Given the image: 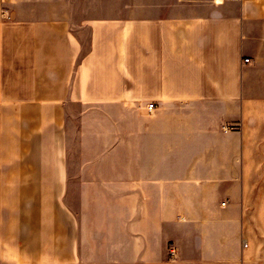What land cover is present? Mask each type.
I'll return each instance as SVG.
<instances>
[{
	"label": "crops",
	"instance_id": "0c3cea01",
	"mask_svg": "<svg viewBox=\"0 0 264 264\" xmlns=\"http://www.w3.org/2000/svg\"><path fill=\"white\" fill-rule=\"evenodd\" d=\"M0 264H264V0H0Z\"/></svg>",
	"mask_w": 264,
	"mask_h": 264
},
{
	"label": "rangeland",
	"instance_id": "374dc122",
	"mask_svg": "<svg viewBox=\"0 0 264 264\" xmlns=\"http://www.w3.org/2000/svg\"><path fill=\"white\" fill-rule=\"evenodd\" d=\"M76 104H77V102H74L73 103L74 107H73L72 103H69V105H72L71 107L73 108V111L70 114H68V117L70 118V120L72 122H77L76 121V116H75V115L78 114L77 111H76L77 110V105ZM73 198H77V196H75V194H74Z\"/></svg>",
	"mask_w": 264,
	"mask_h": 264
},
{
	"label": "built area",
	"instance_id": "2783aa9c",
	"mask_svg": "<svg viewBox=\"0 0 264 264\" xmlns=\"http://www.w3.org/2000/svg\"><path fill=\"white\" fill-rule=\"evenodd\" d=\"M246 61H248V59H246ZM155 107V103L154 102H151L148 104V109L149 111H152ZM226 201H223V204H225ZM244 245H246V243H244ZM175 255H176V251L174 249L171 250V258H175Z\"/></svg>",
	"mask_w": 264,
	"mask_h": 264
}]
</instances>
